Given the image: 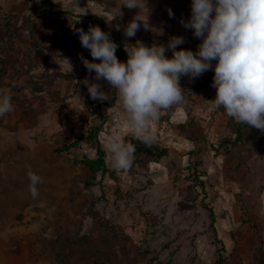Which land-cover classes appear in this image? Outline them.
<instances>
[{"label":"rangeland","instance_id":"rangeland-1","mask_svg":"<svg viewBox=\"0 0 264 264\" xmlns=\"http://www.w3.org/2000/svg\"><path fill=\"white\" fill-rule=\"evenodd\" d=\"M262 89L264 0H0V264H258ZM126 134L167 155H127Z\"/></svg>","mask_w":264,"mask_h":264},{"label":"trees","instance_id":"trees-1","mask_svg":"<svg viewBox=\"0 0 264 264\" xmlns=\"http://www.w3.org/2000/svg\"><path fill=\"white\" fill-rule=\"evenodd\" d=\"M119 45V50H120V55L117 58V62L122 60L123 58L130 59L128 57L126 51L123 49L122 44L118 43ZM186 45H182V48H185ZM131 60V59H130ZM219 64V63H218ZM220 71H219V78L222 77L223 72L231 68L230 65V58L225 55L223 64H219ZM134 72H137V69H133ZM217 80L214 78L213 74L211 73H206L202 79L199 81V85H209V84H216ZM259 103L254 104L253 106V112L252 116L253 117H258L259 116V110L264 108V89H262L259 92ZM111 102L109 103V105ZM253 117H248L247 119H243L238 121L234 125L233 133L234 137L233 138H225L222 140L221 144H224V146L230 145V144H236L237 142L242 141L243 139V132L244 128L248 126L249 123H253ZM99 129H90L88 131L87 135H81L80 140H74L68 145L63 146L60 150L61 151H68L70 148H76L79 147L81 144V139L84 140H96L97 135H98ZM121 146L125 153L127 155H132L136 159H139L140 157L143 158H149L150 161L153 162H158V160L164 156L167 155V149L164 147H161L157 145L154 142H151L150 137L141 135V136H134L132 134H126L123 136L121 140ZM226 148V147H225ZM97 155L95 158H91L88 156H83L80 160L79 163H81L83 166L87 167L92 175V180L96 178V175L98 173H101V175H104L105 173L109 172L108 167L106 166V152L101 148L99 144H97ZM201 186L204 187L203 183L200 181ZM93 183L91 182H86L85 185H92ZM244 209V208H243ZM209 212V218H210V223L209 227L212 230L213 237H214V242L217 244H221V240L217 237L216 229L214 227L215 223V216L211 208H207ZM223 247V245H222ZM223 263V255H222V250L219 248L216 249V260L214 264H222ZM258 264H264V254L260 256L258 259Z\"/></svg>","mask_w":264,"mask_h":264}]
</instances>
